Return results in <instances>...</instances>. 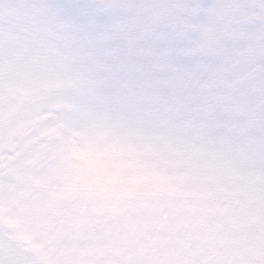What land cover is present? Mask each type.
I'll use <instances>...</instances> for the list:
<instances>
[{
  "label": "snow or ice",
  "instance_id": "snow-or-ice-1",
  "mask_svg": "<svg viewBox=\"0 0 264 264\" xmlns=\"http://www.w3.org/2000/svg\"><path fill=\"white\" fill-rule=\"evenodd\" d=\"M102 35L51 0H0V264H55L59 240L28 211L29 177L46 161L74 165L79 150L110 146L183 176L178 203L136 209L149 227L122 264H264V135H249L253 122L241 119L264 115V57L250 62L239 50L164 74L101 40L85 46ZM61 67L92 79L87 132L67 94L75 81L35 75ZM84 243L96 250L102 237ZM95 264H109L102 249Z\"/></svg>",
  "mask_w": 264,
  "mask_h": 264
},
{
  "label": "clouds",
  "instance_id": "clouds-1",
  "mask_svg": "<svg viewBox=\"0 0 264 264\" xmlns=\"http://www.w3.org/2000/svg\"><path fill=\"white\" fill-rule=\"evenodd\" d=\"M91 2L111 15L102 28L104 35L87 39L85 46L101 40L164 74L187 72L195 65L215 66L239 50L250 62L264 57V0ZM56 74L75 81L67 94L76 100L77 124L87 132L93 118L87 103L93 87L89 73L68 67L35 73L37 77ZM241 119L253 122L249 135H264L260 112ZM73 159L74 165L46 161L29 177L28 211L57 236L55 264H95L100 249L109 264H122L128 242L139 240L149 227L146 216L136 209L178 203L176 191L183 176L152 157L120 146L82 149ZM92 234L102 237L96 250L84 243Z\"/></svg>",
  "mask_w": 264,
  "mask_h": 264
},
{
  "label": "rangeland",
  "instance_id": "rangeland-1",
  "mask_svg": "<svg viewBox=\"0 0 264 264\" xmlns=\"http://www.w3.org/2000/svg\"><path fill=\"white\" fill-rule=\"evenodd\" d=\"M75 26L81 29L103 28L110 20L107 10L98 8L91 0H51Z\"/></svg>",
  "mask_w": 264,
  "mask_h": 264
}]
</instances>
